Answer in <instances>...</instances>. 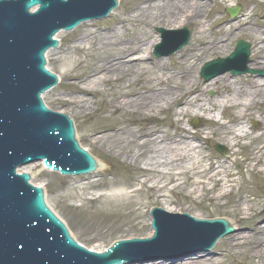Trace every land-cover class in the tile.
Listing matches in <instances>:
<instances>
[{"label":"bare ground","instance_id":"bare-ground-1","mask_svg":"<svg viewBox=\"0 0 264 264\" xmlns=\"http://www.w3.org/2000/svg\"><path fill=\"white\" fill-rule=\"evenodd\" d=\"M245 1L247 6H255L229 20L219 17L218 2L210 5L205 0H129L122 15L111 16L112 27L97 28L89 24L92 21L80 25L74 45L65 53L71 56L66 63L72 70L57 77L60 82H71L69 90L60 98L62 106L74 107L88 117L100 110L101 120L89 127V142L138 169L143 179L140 190L150 194L153 204H158L164 212H183L203 219L206 215L197 212L193 203L183 206L171 200L168 194L179 193L193 202L203 198L211 201L231 198L229 203L234 205V216L250 212L252 214L243 219L257 221L252 224L251 234L241 231L225 240L228 251L224 254L248 252L249 259L264 264V223L258 212L264 193L241 191L232 196L238 187L235 177L242 176L243 172L257 175L263 181L264 190V78L254 75L235 78L224 73L203 84L198 76L206 58H224L230 39L240 36L249 39L253 68L264 70V11L255 12L256 7L264 9V0ZM118 5H121L120 0ZM154 27L168 31L189 27L190 42L173 58L154 59L151 50L158 42V36L151 32ZM62 35V31L54 35L60 45ZM59 49L60 46L46 53V68L53 74L49 60L53 53L60 54ZM78 53L87 57L83 60L72 57ZM169 61L172 62L169 64ZM52 90L42 95L43 101ZM208 91H214L216 96L206 97ZM98 103H101L99 109ZM56 112L68 114L62 109ZM168 112L172 132L164 130L158 120L159 115ZM192 117L205 121V127L197 131L186 128L184 120ZM225 118L226 122L221 121ZM142 119L153 122L140 124ZM251 120L259 124L247 129L243 124ZM74 129L75 138L82 145L75 126ZM258 130L260 133L254 135ZM208 140L219 142L227 149L222 160L214 161V156L205 155L202 143ZM244 140L249 141V145L243 144ZM244 148L247 150L244 159L237 162L235 158L240 152L236 150ZM84 150L90 152L87 148ZM205 162H208L206 167ZM96 163L100 165L98 160ZM39 165L17 167L15 172H30V184L42 186L34 182L33 170ZM140 165L143 168L140 169ZM100 168L101 165L95 172ZM232 168L239 172L235 173ZM82 179L80 182L86 178ZM223 188L227 190L221 192ZM128 189L126 184L113 183L108 198L120 205L127 202L130 195L129 198L138 197V193ZM224 217L231 221L227 215ZM235 224L232 225L236 227ZM152 234L150 230L146 236L137 238H150ZM87 251L102 254L106 248L91 247ZM211 258V255L185 258L178 264H224Z\"/></svg>","mask_w":264,"mask_h":264},{"label":"water","instance_id":"water-1","mask_svg":"<svg viewBox=\"0 0 264 264\" xmlns=\"http://www.w3.org/2000/svg\"><path fill=\"white\" fill-rule=\"evenodd\" d=\"M115 5V0L0 1V264H123L132 258L133 262L135 258L148 261L151 259L148 253L174 249L171 247L175 243L197 240L208 248L218 238L233 232L232 222L227 223L225 217L199 221L186 215L177 216L183 212H165L179 220L176 226L166 227L161 221L162 209L156 205L161 210L152 211L155 230L152 238L118 241L102 254L88 252L68 237L63 225L44 205L41 190L26 183L28 175L14 172L17 167L36 161H43L47 169L63 174L87 173L98 168L78 146L65 114L47 110L40 100V94L55 80L43 68V56L55 44L52 38L60 29L70 30L80 22L105 16ZM228 13L233 16L236 11ZM177 34L178 42L164 53L158 46L154 55L167 56L185 46L189 32L183 29ZM239 54L246 64L247 44L237 42L230 60ZM220 62L214 61L209 66ZM227 70L232 74L245 72L229 68L216 74ZM236 229L250 234L252 231L242 224ZM218 252L190 249L181 253L188 256L163 255L147 264H178L185 258L216 257Z\"/></svg>","mask_w":264,"mask_h":264},{"label":"rangeland","instance_id":"rangeland-1","mask_svg":"<svg viewBox=\"0 0 264 264\" xmlns=\"http://www.w3.org/2000/svg\"><path fill=\"white\" fill-rule=\"evenodd\" d=\"M129 0H120L121 5L117 7L113 14H110L108 17L90 22L94 26L98 27H112V20L111 16L119 14L122 15V10L128 7ZM210 5L217 3L218 6L216 10L219 12V17H224L229 20H233L234 18H229L226 13L227 5L231 4L232 7L239 6L240 10L235 18L246 8H252L255 5H248L246 4L245 0H205ZM264 11V9L256 7L255 12L256 14ZM256 19H259L258 15L255 16ZM82 25V24H81ZM160 27H154L152 29V34L158 36V44L160 42V35L157 32V29ZM162 29V28H161ZM190 33L189 42L191 39V28H187ZM261 29V28H260ZM81 30L76 28L72 32L65 33L61 37L62 42L59 49V52H55L52 54L49 60L50 69L57 75L63 77L65 74L71 72L72 68L66 63L71 56L65 53H68V49L74 45V40L77 36V32ZM168 37H172L174 35H167ZM243 40L250 46V56L249 62L247 67L252 70L254 69L251 65V44L249 39L246 36L234 37L231 38L228 45V53L226 57L233 51V46L236 41ZM188 42V44H189ZM156 44L153 46L151 50L152 58L156 59L153 56V50ZM187 44V45H188ZM186 45V46H187ZM186 46H184L180 51H182ZM178 52L168 56L163 57L161 59L167 60L169 58H173ZM66 56V58L64 57ZM75 59L83 60L87 57L86 54L78 53L76 56H72ZM218 58V56H212L206 58L205 61L202 62L201 67L206 61H210L213 59ZM174 59H172L173 61ZM169 61V64L172 62ZM200 67V69H201ZM199 69V72H200ZM258 71H263L259 69ZM231 76V74L229 73ZM246 75L244 74L241 76H234L235 78H242ZM200 77V74L198 73ZM258 78V75H254ZM201 83L204 84V81L201 79ZM69 83L70 81L62 80L59 85L53 88L52 92L46 96L45 102L47 106L53 110H65L66 114L73 118L76 128L78 131V135L81 139V143L83 147L90 150V154L94 156L96 160H99L101 163L105 164V168L103 167L102 172L98 174H93V176H87L86 179L80 182L82 177H62L57 173H49L45 171L41 166L34 167V182L35 184H41L46 189V201L48 205L62 218L70 231L72 232L73 236L81 243L84 244L86 247H96V248H106L112 242L119 239H126L132 237H142L146 236V234L150 231L148 218H149V210L158 204H153L152 200L150 199V194L147 193L145 190H140V183L143 180L139 177L138 169L133 167L130 163L126 162L124 159L116 157L111 153L106 152L103 148H101L97 144H93L89 142V133L88 131L90 126H95L98 124L100 119V110L96 111L93 116H85L83 113H80L78 109L61 105L60 98L63 97L65 92L69 90ZM208 98H213L216 96L214 91H208L205 94ZM99 102V101H97ZM101 107V103L97 104V108ZM91 109H95V106H91ZM103 116V115H102ZM170 113H163L159 115L158 120L163 124L164 130L171 131L169 128V123L171 120ZM156 120L155 122H157ZM226 122L227 119L221 120ZM147 122H153L151 120L142 119L140 124H145ZM194 122L196 125L192 127L190 124ZM104 124V123H102ZM150 124V123H147ZM183 124L186 128H192L193 131L201 130V126L205 127V121L201 120L200 118H188L185 119ZM259 121L251 120L245 125L248 128H253L258 126ZM207 127V126H206ZM260 131H256L253 134L257 135ZM243 144L246 146L249 145V141L244 140L242 141ZM203 147H205V155L211 154L216 159L214 161L222 160V158L227 154V149L219 142H215L214 140H208L203 142ZM215 145H220L224 147V154H220L216 151ZM239 151L235 160L237 162H241L244 159V155L247 150L240 149L236 150ZM208 162L204 163L206 167ZM140 169L143 168L142 165L139 166ZM235 173L239 172L238 169L232 168ZM236 183L238 187L235 188L233 191V195H237L241 191H248V192H255V193H264L263 190V181L255 174H251L249 172H243L242 176L235 177ZM122 183L126 184L129 189L128 191H133L138 193V197L136 198H129L127 202L123 204H118L117 202L112 201L111 198H108L110 194L109 190H111L113 183ZM172 185V184H171ZM169 185V186H171ZM98 186V187H96ZM226 188H223L221 192L226 191ZM189 191V190H187ZM130 193V192H128ZM107 194V195H106ZM101 196L100 198H98ZM168 197L171 200L182 204L183 206H188L190 203L194 204V208L199 213H204L206 217L215 216V218L224 217L227 215L231 219L232 224L236 223V227H239L242 224V227L251 228L254 223V219L245 220L243 218L249 217L252 213H247L248 215H239V217L234 216L235 208L234 205L229 203L231 198H222L217 199L215 201H211L207 198H203L200 200H196L195 202L191 201V199H187L179 193H174L172 195L168 194ZM168 199V198H167ZM159 207V206H158ZM258 212H260V219L262 220L261 223H264V194L260 197ZM241 231H237L240 233ZM234 235V234H232ZM230 236H226L220 240H218L216 247L214 246L211 250H218V254L216 257H212V260L223 262L224 264H256L254 261L249 259L246 252L240 253L238 255L230 254L226 256L224 253L228 251L227 240ZM235 252L237 250L233 249ZM242 251V250H241Z\"/></svg>","mask_w":264,"mask_h":264}]
</instances>
